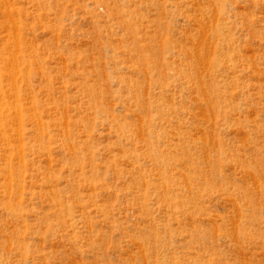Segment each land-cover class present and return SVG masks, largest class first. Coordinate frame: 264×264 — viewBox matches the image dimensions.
Wrapping results in <instances>:
<instances>
[{
  "label": "rangeland",
  "instance_id": "1",
  "mask_svg": "<svg viewBox=\"0 0 264 264\" xmlns=\"http://www.w3.org/2000/svg\"><path fill=\"white\" fill-rule=\"evenodd\" d=\"M0 59V264H264V0H0Z\"/></svg>",
  "mask_w": 264,
  "mask_h": 264
},
{
  "label": "bare ground",
  "instance_id": "2",
  "mask_svg": "<svg viewBox=\"0 0 264 264\" xmlns=\"http://www.w3.org/2000/svg\"><path fill=\"white\" fill-rule=\"evenodd\" d=\"M4 68H5V66L2 63V60L0 59V113L2 111H4V109L2 107H3V104L5 103V99H6L5 98V94L6 93L4 94V91H3L2 87H1L2 78H3L4 74H5V69Z\"/></svg>",
  "mask_w": 264,
  "mask_h": 264
}]
</instances>
